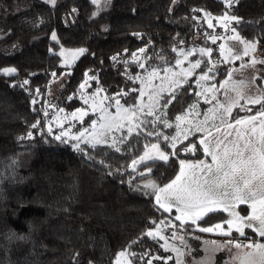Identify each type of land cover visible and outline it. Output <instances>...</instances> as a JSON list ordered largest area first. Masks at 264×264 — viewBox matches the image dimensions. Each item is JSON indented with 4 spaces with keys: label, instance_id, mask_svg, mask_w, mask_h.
<instances>
[{
    "label": "trees",
    "instance_id": "16d2710c",
    "mask_svg": "<svg viewBox=\"0 0 264 264\" xmlns=\"http://www.w3.org/2000/svg\"><path fill=\"white\" fill-rule=\"evenodd\" d=\"M225 11L223 0H103L99 6L91 0H56L55 5L49 0H0V69H16L12 75L0 73V264H114L121 251L129 253L131 264L172 257L159 238L144 235L155 228L152 221L157 224L169 216L157 208L153 190L141 182L153 179L161 186L177 173L180 160L207 159L199 135L178 145L173 150L177 155H170L168 163L148 162L151 173L144 164L134 171L130 165L145 145L159 143L163 151L172 152L163 139L147 135L164 130L161 124H148L144 132L130 135L119 152L107 145H82L83 151H77L43 131L44 106L37 97H43L55 77L64 75L57 54L60 47L86 49L68 68L56 99L57 106L72 111L83 107L76 92L85 72L97 77L92 85L103 88L105 95L139 89V81L133 83L124 74L135 77L143 72L132 62V52L146 49L137 53L146 70L174 66L178 54L173 48H189L195 44L194 35L209 33L201 17L211 13L218 18ZM228 11L241 18L230 28L243 39L264 45V0H239ZM53 32L57 41L50 39ZM204 46L212 50L216 64L212 84L218 85L235 64L221 62L217 44ZM25 80L28 83L20 87ZM177 93V100L164 108L169 122L196 101L194 78H188ZM138 94L131 92L120 98L121 103L131 104ZM248 107L253 111L236 108L233 117L253 115L259 105ZM91 119L87 115L81 126ZM37 121V128H32ZM189 145L197 146L194 153H180ZM225 219L220 212L198 224L210 226ZM191 255L197 256L194 251ZM152 264L165 260L152 259ZM167 264H175L174 259Z\"/></svg>",
    "mask_w": 264,
    "mask_h": 264
},
{
    "label": "snow or ice",
    "instance_id": "6c2138e0",
    "mask_svg": "<svg viewBox=\"0 0 264 264\" xmlns=\"http://www.w3.org/2000/svg\"><path fill=\"white\" fill-rule=\"evenodd\" d=\"M49 2L55 5L56 0H49ZM91 2L97 6L101 4V0H91ZM104 2L107 3V0H104ZM175 2L176 0H173V3ZM238 2L239 0H223L226 11L223 16L215 18L217 23L224 27L225 30L231 31L234 34L227 38L235 41L232 47L225 48V45L220 46V54L225 63L229 62V58L232 60H241L244 56H248L250 51L254 52L256 50L257 42L243 39L235 28L229 27L233 22L236 24L241 22L240 17L230 14L228 11ZM75 11L73 9V12ZM95 14L93 13V15ZM204 19L207 21L208 28L214 27L212 23V19L214 18L211 13H205ZM218 38L220 37L216 35L210 36L213 43ZM51 39L57 41V36L54 32L52 33ZM239 45H242L243 48H239ZM85 51L86 49L80 48L72 52L71 55L76 57L82 55ZM145 51L146 49L140 48L137 52L131 53L132 62L137 63L141 69L145 68V64L140 62V56L137 53L143 54ZM172 51L177 52L178 57H183V59L177 58L175 61L174 67H180L179 72L174 71L173 66L163 69L154 67L151 71L146 70V76H141L137 73L133 77L125 71L124 74L128 80L133 83L139 81L142 87L139 89L132 88L127 92L120 90L114 95H104L100 99L99 105L95 101L96 97L100 96V93L105 92L103 88L97 89L91 95H85L82 91L81 94L84 97V104L89 105V101L92 100L93 103L89 106L93 111L99 110L101 113L99 131L97 130L98 122L95 120L92 121L90 125L91 131H89V128H85L83 131L70 137L72 140L77 141V143L73 144V148L77 151H83L79 143L82 139L86 143L91 144L92 147L99 144H107L108 141L105 137L113 130H119L127 126L128 134H131L143 125L153 123L152 121L141 120L138 113L144 114L145 116H154L157 106L160 104V93L164 91L169 92L168 98L164 100V108H167L176 101L178 98L177 89L182 86V83L186 82L187 77L192 75L195 69L200 68L202 63L201 60H196L190 64L188 69H184L181 67L183 60H186L194 51H198L201 56H211L212 54L211 49L205 48L189 50L187 52L182 48L179 50L173 48ZM125 52H127V49H125ZM59 55H64L63 49H61ZM118 56L119 54L112 57V60L117 61ZM160 58L163 59V57ZM124 63L127 64L128 61L125 60ZM257 63H264V60L252 58L250 64H242L241 67H255ZM65 64H67V60H65ZM215 68L216 64L213 63L212 67H209L206 72H202L199 75L197 84L202 88V91L195 93L197 97H203L205 103L213 105L204 113L203 121L194 125L195 131L204 133V137L200 140V145L203 146L204 156L210 157V160L201 159L195 162L180 160L179 171L168 183L161 187L154 181H149L144 187L153 190L152 194L155 195L156 203L165 212L170 213L175 209L179 213L175 216V220L180 221L181 225L190 222L192 225H196L201 232H216L224 236H231L233 230L239 233L240 236H246L245 228H248L258 236L264 237V87L257 88L254 94L246 95L240 87L245 82L243 80L236 81L233 78L234 72H238L239 69L229 70L226 73V78L219 83V87L216 84L204 87L200 82L214 80ZM161 71L165 73L163 77L160 75ZM15 72V68L0 69V73L4 75H12ZM209 73H213V75H209ZM169 74L171 75L169 76ZM84 76L85 80L80 84L81 90L88 86L89 80H97L95 75L89 76L88 72H85ZM153 79H160L161 81L168 80V88L166 89L163 86L153 88ZM27 83V80L23 81L20 87H23ZM149 88H152L153 91H146ZM221 90L223 91L221 92ZM131 92H138L139 94L133 98L131 104H128L127 100L125 104H121L120 98L128 97ZM218 92H221L223 99L217 95ZM231 93H235V95ZM145 96H147V102L144 100ZM69 99H72V97H69ZM105 100L111 102L108 106L117 109L115 114L108 112V106L104 105ZM241 100H244L245 103L241 104ZM35 102L33 100V103ZM248 105H259L255 114L233 117L232 113L234 108H239L243 112H252L253 109L248 107ZM197 108L198 103H193L188 105L187 109L180 115L175 116L176 134L170 136L164 135L162 137L166 146L176 149L178 143H182L183 140L188 138L192 127L185 128L182 125L190 124L191 120H194L200 115ZM60 111H63V109ZM87 114V109H77L71 113V117L82 120L83 116ZM155 119L160 121L161 118L156 116ZM210 121L211 125L208 126ZM163 123L165 127H173L172 124L166 121H163ZM38 124L39 121L32 124L31 127L37 128ZM51 131V127H49L48 132L51 133ZM86 133L91 136V140L86 138ZM67 135V132H62L60 135L55 136V139L66 143L67 141L62 140V136ZM147 135H155L159 139L162 134L159 132H148ZM31 137L32 133L28 132L27 138ZM23 138L21 137V139ZM120 142H124L123 138ZM110 146L114 147L117 152L120 151V148L116 147L115 140H113ZM196 147V145H189L183 151L194 153ZM145 148L147 150L143 155L138 160L134 159L132 161L134 171L136 165L144 164L147 172L151 173L152 168L148 166V162L163 161L164 163H168L170 155H177L176 151L166 153L161 150L159 143L145 145ZM139 175L144 176L145 173L141 172ZM240 205H246L247 209H250L246 216H242L237 211ZM220 212L227 213L229 218L223 220L221 223H215L208 227H202L198 224L199 221H205L206 218ZM152 223L156 225L155 229L145 232L144 235L153 239L158 237L160 240H164L165 245H162V247L165 248V251H168L169 248L166 247L167 240L161 234V225H165V222L162 220L159 224H156L155 221H152ZM225 224L227 225V229H225ZM165 226L176 227V225ZM173 238H176V233H173ZM180 239L183 240V237H180ZM227 244H231L237 249H251V251L233 257V260H237L239 264H264V243L252 241L243 244L228 241ZM171 250L183 255V253H180L174 247ZM128 255L126 251H121L118 254L116 264H120V257H127ZM152 259H164L165 264H167V260H171L173 257L168 256L165 258L157 256ZM152 259H149L147 264H152ZM177 264H183V261L177 260Z\"/></svg>",
    "mask_w": 264,
    "mask_h": 264
},
{
    "label": "rangeland",
    "instance_id": "374dc122",
    "mask_svg": "<svg viewBox=\"0 0 264 264\" xmlns=\"http://www.w3.org/2000/svg\"><path fill=\"white\" fill-rule=\"evenodd\" d=\"M102 1L103 0H101V2ZM204 16H205V14H204ZM204 16L201 17V19H204ZM198 20H200V19H198ZM205 22H206V25H207V21L206 20H205ZM212 23H213L214 27L213 28H208L209 29V33H205L203 35L197 34V35L193 36V41H194L195 44L192 45L189 48L184 49L185 52H187L189 50H197V49H200V48L210 49V48H206L204 46V44H209V46H213V45L217 44L218 46H217L216 50L218 51V54L221 57V54H220V46L221 45H225V48H227L226 46L229 47V45H230V47H232L235 44V41L227 39L229 36L234 35L231 31L225 30L224 27H222L220 24L217 23V20L215 18L212 19ZM229 27H230V25H229ZM211 35H216V36H218L220 38H218L216 40V42L213 43L212 40L210 39ZM51 37H52V34L50 35V39H51ZM61 49L64 50V55H59V53L61 52ZM78 49H80V48H78ZM75 50H77V49H67V48H62V47L59 48V50L57 51V54L60 57V65L63 68V74L64 75H59V76L55 77L53 79L51 85L47 87L43 97L41 95H38V97H37V100L39 102H42L41 105L44 106V108H42L40 106L42 108V112H43V115L45 117V125H44L43 131L48 136L52 137L54 140H56L55 136L60 135L62 132H67L68 135L67 136H62V140L67 141L66 143L71 144L72 147H73V144L77 143V141L72 140L70 137L72 135L78 134L80 131H83L85 128H89V131H91L90 125H91L92 121L95 120V121L98 122L97 123V130L99 131V120H100V115H101L99 110L93 111L92 108L89 106L90 104L93 103L92 100L89 101V105L84 104V97L81 94V92L83 91V93L85 95H91L92 93L96 92L97 89H99L98 87L95 88L92 85V81L93 80H89L88 81V86H86L85 89H83V90H81L80 86H79V88H78V90L76 92V97L83 104V107H80V108H77V109H87V111H88L87 115H91L92 116V119H91V121L89 122V124L87 126H84V127L81 126L83 124L84 118L87 115L83 116L82 120L81 119H73L71 117V113L75 112L77 109L72 110V111H66L65 109H63V108H61V107L56 105V99H57L59 93L64 88V81H65L66 76H67L66 75L67 70L74 63V61L78 57V56L73 57L71 55V53L74 52ZM254 53L256 54V56L258 58L262 57L263 60H264V45L256 44V50L254 52L252 51L249 54L253 55ZM178 58L179 59H183V57H178ZM220 59H221V62H222L223 61L222 57ZM65 60H67V64H65ZM196 60H201L202 61L201 66H200V68L195 69L193 71V74L189 75L187 77V79L193 77L194 78V84H195V87H196V92H201L202 88L197 84L198 77H199V75L202 72H206L209 67H212V64L214 63V61L212 60L211 56H201L198 51H194V53L192 55L188 56V58L186 60H183V64H182L181 67L184 68V69H188L190 67V64L192 62H195ZM209 61H211V63H209ZM218 63H220V62L218 61ZM4 68H12V67H4ZM147 71H151V70H147ZM147 71L144 68L143 72L141 73V76H146L147 75ZM174 71L179 72L180 71V67H174ZM160 75L163 77L165 75V73L163 71H161ZM170 75L171 74H169V76ZM209 75H213V74L209 73ZM84 80H83V82H84ZM184 83H182V85ZM212 83H213V80L201 81L200 82V84L204 85V87H207V86L211 85ZM139 85H140L139 88H141L142 85H141L140 82H139ZM152 85H153V88H155L156 86H163L164 88L167 89L168 88V80L161 81L160 79H153L152 80ZM146 91H153V89L149 88V89H146ZM168 94H169L168 91H164V92L160 93V104L157 106V110L155 111V115L154 116H145L144 114L138 113V115L140 116L141 120L152 121L153 123H150V124L158 123V124H161L163 126L164 130H162V131H158L157 130L156 131V132H159V133L162 134L161 137H160L161 139H163L162 137L164 135H169L170 136V135H175L176 134L175 119H174L173 122H169L165 118L164 107L162 106V103H161L163 98H164V96H166ZM104 95H105L104 93H100V96L96 97V101L95 102L97 103V105H99V101ZM144 100H145V102H147V96L144 97ZM110 103H111L110 101H107V100L104 101V105H106V106L110 105ZM194 103H198L197 111L200 112V115L198 117H196L194 120H191L190 124L182 125L185 128L192 127V131L188 134V138L186 140L190 139L194 135H199V134L202 133V132L195 131L194 125L199 124L201 121H203L204 113L209 108H211L213 106L212 104L205 103L203 97H197V96H196V101ZM213 103H215V102H213ZM61 109H63V111H60ZM116 111H117V109L115 107L108 106V112L109 113L115 114ZM45 113H47V115H45ZM156 116H159L161 118L160 121H157L155 119ZM163 121H166L169 124H172L173 127H165ZM210 125H211V121L209 122L208 126H210ZM49 127H51V130H52L51 133L48 132V128ZM146 127H148V124L143 125L140 129H137L136 131H134L131 134H128L127 126L122 128V129H119V130H113L111 133H108L106 135V137H105L107 139L108 143L107 144H99V145H107V146L111 147L110 145L112 144L113 140H115L116 141V147H119L122 144L120 142V140L122 138L125 141L132 134H136V133H139V132H144ZM165 130H167V131L164 132ZM85 136H86V138L88 140H91V136H89L87 133L85 134ZM186 140H183V142H185ZM56 141L61 142L60 140H56ZM61 143H63V142H61ZM79 143H80V146H82V145L92 146L91 144L86 143L83 139ZM182 143H178L177 146L182 144ZM112 148H114V147H112ZM168 148L171 151L174 150V149H172L170 147H168ZM146 150L147 149L145 148L144 152ZM179 151L182 154L186 153V152L183 151V149H180ZM138 159L139 158H137L136 160H138ZM152 163H156L157 165L165 164L163 161H155V162H152ZM141 165H143V164L136 165L135 169H138V167L141 166ZM130 167L133 168L132 163H131ZM144 172H146V171H144ZM149 181H154V180L153 179H146V180H143L141 182V184L145 185ZM164 222H165V225H175L168 218H166L164 220ZM159 223H157V224H159ZM165 225H161V234L165 237L166 240L171 239L170 241L173 244L175 243V245H177V244L179 246L181 245L180 248L182 250L181 253H183V255L180 258L183 261V264H201V262H203V264H224V261H226L227 258L230 256L228 254L215 256L214 255L215 254L214 251L218 250L217 252H220V250H223L222 248L224 246L221 247V245H215L214 246V245H211L210 243L207 244V241L204 240V237L198 235L197 233L191 232L192 234H189V233H187V231H184L183 229L179 230L176 227L165 226ZM175 232H178V233L181 232L182 235L178 234V236L176 235V238H173V233H175ZM179 236L183 237V240H181ZM235 240L237 241V239H235ZM189 242H191L192 245ZM229 249L233 250L232 249V245H229L228 247H225V250H226L225 252H227V250H229ZM209 250H211V251H209ZM193 251H194V254L197 255V256L191 255V253H193ZM118 254L116 256L114 264H116V262H117ZM211 255H213V256H211ZM234 256H236V255L233 254V255L230 256L231 257V260H230L231 264H237V260H233ZM120 264H131L130 260H129V255L127 257H120Z\"/></svg>",
    "mask_w": 264,
    "mask_h": 264
},
{
    "label": "crops",
    "instance_id": "0c3cea01",
    "mask_svg": "<svg viewBox=\"0 0 264 264\" xmlns=\"http://www.w3.org/2000/svg\"><path fill=\"white\" fill-rule=\"evenodd\" d=\"M228 48V46H226ZM230 47V45H229ZM239 48H243L242 45H239L238 46ZM252 51H250L249 53H251ZM255 55V56H254ZM252 58H255L257 60H263L262 57L258 58L256 56V54L254 53L253 55L249 54L248 56H244L243 59L241 60H232L231 58H229V64H235L233 65V67H231L229 70H233V69H239L238 72H234L233 74V78L234 80L236 81H241L243 80L245 82L244 85L240 86L241 87V90L246 94V95H250V94H254L256 92V89L257 88H260V87H264V63H257L255 65V67H251V66H248V67H241L242 64H250V61ZM226 78V77H225ZM224 78V79H225ZM255 78V80H254ZM224 79H222L221 81H223ZM253 80H254V83H253ZM220 81V82H221ZM219 82V83H220ZM219 83L217 85V87H219ZM223 90H221L222 92ZM221 92H218L217 95L223 99L222 95H221ZM232 95H235V93H231ZM241 104H244L245 101L244 100H241L240 102ZM248 106H253V105H248ZM236 109V108H234ZM233 109V110H234ZM214 131V130H213ZM223 131V129H222ZM204 137V133L202 132L201 134H199V138H198V143L200 145V140ZM202 151H203V146L200 145ZM208 160H210V157H207ZM189 162H195V161H189ZM179 171V170H178ZM177 171V172H178ZM177 174V173H176ZM175 174V175H176ZM175 175L173 176V178L175 177ZM172 178V179H173ZM155 182V181H154ZM169 182V181H168ZM167 182V183H168ZM156 183V182H155ZM166 184V183H165ZM164 185V184H163ZM161 185V187L163 186ZM154 202H155V205L157 206V208L159 210H161L162 212H164L166 215L169 216L168 219H170L172 221V223H174L176 225V228L177 229H183L184 231H187V233L189 234H192L191 232H199L201 234H204V235H207V237L204 238L205 241H207V244H211V245H221L224 246L222 249L223 250H220V252H217L218 250L214 251V255L217 256V255H224V254H228V255H236V256H239L245 252H248V251H251V249H247V248H241V249H237L235 248L234 246H232V249H229L227 250V252H225V247H228L229 245L231 244H227L228 241H233L234 242H239V243H243V244H247L249 242H252V241H259V242H262L264 243V237H260L258 236L256 233L252 232L251 229H248V228H245V230H250V232H252L254 235H255V238L252 237V235L246 233V236H240L239 233H237L235 230H233L232 232V235L231 236H224V235H219L218 233L216 232H201L198 230L197 226L196 225H192L190 222L187 223V224H184V225H181V222L180 221H177L175 220V216L178 215L179 213L176 212L175 209L172 210V212H165L164 209L160 208V206L156 203V200H155V196H154ZM244 208L245 212L246 213H242L241 209ZM237 211L240 212V214L242 216H246L248 214V212L250 211V209H247V206L246 205H240L238 208H237ZM223 214H225L226 216V219H228V214L227 213H224V212H221ZM225 219V220H226ZM223 222V221H222ZM221 223V222H219ZM185 225H191L189 228H183ZM201 226V225H200ZM211 226V225H210ZM202 227H208V226H202ZM225 229H227V225L225 224ZM176 235L178 236V234L182 235L181 232H175ZM180 237V236H179ZM217 238V239H216ZM237 239V241L235 240ZM171 239L167 240V245L166 247L169 248L168 251H165V248L162 247V245H165V241L164 240H161L162 241V244H161V247L162 249L165 251V252H168L170 254H172L174 260H175V264H177V260H181L180 257H182V255H180L178 252L176 251H172L171 249L174 247L176 249L179 250V252L181 253V248L180 246L177 244L175 245V243L173 244L171 241ZM177 241V240H176ZM178 242V241H177ZM215 242V243H213ZM211 251V250H209ZM213 252V251H212ZM213 256V255H211ZM228 257L226 261H224V264H231L230 263V260H231V257ZM224 257V256H223ZM237 264H239V262L237 261Z\"/></svg>",
    "mask_w": 264,
    "mask_h": 264
}]
</instances>
